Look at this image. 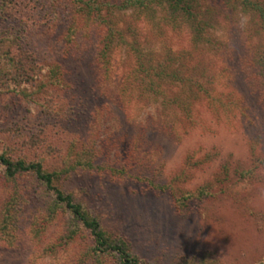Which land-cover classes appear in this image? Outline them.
I'll return each mask as SVG.
<instances>
[{
    "label": "rangeland",
    "instance_id": "374dc122",
    "mask_svg": "<svg viewBox=\"0 0 264 264\" xmlns=\"http://www.w3.org/2000/svg\"><path fill=\"white\" fill-rule=\"evenodd\" d=\"M198 1L211 23V42L198 46L185 27L132 11L117 15L126 31L135 29L146 54L165 61L170 49L183 52L184 73L209 91L164 81L161 94L150 96L140 81L122 93L120 82L135 62L125 48L115 52L111 70L101 67L93 24L76 18L67 46L71 0H0V56L7 48L16 57L25 50L40 66L33 96L0 84V154L41 160L51 171L91 152L100 168L72 170L60 185L147 263L264 264V79L251 65L264 33L242 7ZM55 65L60 83L48 77ZM175 97L192 116L169 101ZM168 185L177 196L202 186L212 193L186 200L180 212ZM21 190L17 238L12 246L0 239V264H97L89 232L79 226L71 236L62 209L36 237L31 216L40 193L31 179ZM14 192L0 168V206Z\"/></svg>",
    "mask_w": 264,
    "mask_h": 264
},
{
    "label": "trees",
    "instance_id": "16d2710c",
    "mask_svg": "<svg viewBox=\"0 0 264 264\" xmlns=\"http://www.w3.org/2000/svg\"><path fill=\"white\" fill-rule=\"evenodd\" d=\"M71 2L73 4L72 20L66 35L68 47L77 34L76 18L81 17L87 21V24H93L96 29L99 40L97 59L103 69L111 70L113 56L120 48H125L134 55V66L127 70L125 77L120 82L123 94H127L129 87L136 81H140L141 89L149 93L150 96L161 94L164 81L171 85L178 83L183 86H194L196 84L201 90L209 92L198 81L196 82L184 73L183 59L186 56L183 52L177 54L170 49V54L167 55L165 61L155 59L152 52L146 54V48L138 43L135 29L129 26L126 31L116 20L118 14L128 11H132L134 14H144L147 19L148 17L151 21L159 19L175 30L187 28L195 45L198 46L206 41L211 42L205 35L206 29L211 23L202 17L204 15L198 0H71ZM220 2L224 6H228L231 2L232 6L242 7L244 12L257 16L260 29L264 33V0H221ZM9 37L10 35L4 41L5 46L7 41L8 43L10 41ZM10 49L2 51L0 56V84L8 88L13 87L11 89L25 96H33L39 89L30 91L29 87L39 78L40 66L28 51L22 50L20 57H16ZM251 65L257 68L258 79H264V47L252 57ZM48 75L51 83L62 82L59 65L50 67ZM169 101L177 104V107L183 109L187 116H192V109L183 98L175 97ZM163 103L166 101L163 100ZM84 153L77 156L68 167L51 171L45 168L41 160L27 161L24 158L15 159L9 155L0 154L3 178L6 183L12 184L15 188V194H12L0 206V239L9 246L14 245L17 238L16 230L24 206L21 204L20 198L23 190L19 192L18 188L21 189L23 180L31 179L36 183L37 191L40 193L38 201L41 203L31 216L32 233L36 237L42 235L49 223L62 209L69 213L68 224L71 236L79 231V226L82 231L89 232L92 238L89 254L94 257L97 264H105V261L110 257L115 259L116 264H150L134 252L131 243L124 236L107 231L98 216L92 214L83 203L76 201L74 195L65 191L60 185L62 176L69 175L72 170L100 168L96 166L91 152ZM248 173L245 172L244 175ZM149 183L154 186L151 180ZM167 187L172 189L175 206L180 212L183 211L186 200L202 199L212 193L209 186H202L193 193L177 196L173 186L168 185ZM41 198L44 199L43 202L40 201ZM28 201H30L29 198L27 200V197H24V202Z\"/></svg>",
    "mask_w": 264,
    "mask_h": 264
}]
</instances>
